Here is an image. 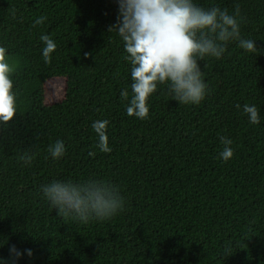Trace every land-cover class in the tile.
<instances>
[{
  "label": "trees",
  "instance_id": "trees-1",
  "mask_svg": "<svg viewBox=\"0 0 264 264\" xmlns=\"http://www.w3.org/2000/svg\"><path fill=\"white\" fill-rule=\"evenodd\" d=\"M195 2L238 9L240 35L257 47L233 41L221 58L200 60L207 92L198 105L158 85L141 119L120 95H131V77L109 31L117 0H0L16 106L0 122V256L15 245L32 250L16 264H264V0ZM42 33L56 44L48 62ZM53 80L62 96L47 102ZM245 103L257 106L259 123ZM105 120L106 152L92 128ZM221 136L232 140L227 161ZM57 139L66 151L54 160L47 149ZM90 178L114 184L122 210L82 223L57 215L41 192L54 179Z\"/></svg>",
  "mask_w": 264,
  "mask_h": 264
},
{
  "label": "clouds",
  "instance_id": "clouds-1",
  "mask_svg": "<svg viewBox=\"0 0 264 264\" xmlns=\"http://www.w3.org/2000/svg\"><path fill=\"white\" fill-rule=\"evenodd\" d=\"M117 22L109 27L123 42L124 59L130 64L131 95L121 90L128 99L125 111L137 118L149 113L148 98L164 85L168 94L178 104L198 105L206 96L207 83L199 61L205 57L219 59L229 43L236 41L247 51H255L252 39L240 35L238 9L230 14L218 6L204 8L195 0H117ZM46 17L39 16L35 24ZM41 54L48 62L56 44L49 35L42 33ZM13 66L0 47V122L9 121L15 111V95L12 91ZM238 108L241 105H237ZM243 113L252 124L260 121L255 104L245 103ZM105 121H93L92 128L98 133L99 148L110 151L105 134ZM223 161L233 156L230 137L221 136ZM54 160L66 151L64 141L57 139L47 149ZM30 163L31 156H23ZM49 206L57 215L87 223L91 219H107L124 207V197L118 188L105 179L90 178L84 181L54 179L40 186ZM23 254L32 256L31 249L21 251L15 245L9 247V257L0 256V264H16Z\"/></svg>",
  "mask_w": 264,
  "mask_h": 264
},
{
  "label": "rangeland",
  "instance_id": "rangeland-1",
  "mask_svg": "<svg viewBox=\"0 0 264 264\" xmlns=\"http://www.w3.org/2000/svg\"><path fill=\"white\" fill-rule=\"evenodd\" d=\"M59 87L60 88L62 87V81L53 80L50 83L49 92H47L48 93L47 102L57 100L58 98H60L62 96V91L60 90Z\"/></svg>",
  "mask_w": 264,
  "mask_h": 264
}]
</instances>
